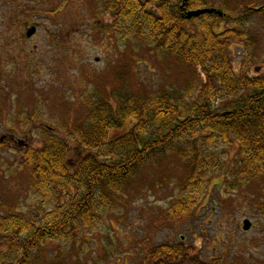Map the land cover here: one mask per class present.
I'll use <instances>...</instances> for the list:
<instances>
[{
  "label": "rangeland",
  "instance_id": "rangeland-1",
  "mask_svg": "<svg viewBox=\"0 0 264 264\" xmlns=\"http://www.w3.org/2000/svg\"><path fill=\"white\" fill-rule=\"evenodd\" d=\"M207 4L227 16L237 15L239 9L264 10V0H208ZM147 9L158 12L151 6ZM262 14L247 17L241 23L247 36L230 44L235 73L251 51L246 41H252L256 55L247 73L264 74ZM227 16H215L214 23L227 27ZM109 19L96 0H0V138L4 137L0 140V217L37 202L30 192V171L23 164L22 150L8 134L27 136L33 147L40 146L49 132L64 140L66 126L70 129L85 120L83 102L88 95L110 101L117 90L152 94L162 90L166 81L168 85L191 82L197 71L196 82L202 81L197 68L170 57L159 55L158 60L150 48L138 47L135 39L123 42L107 30L109 37H105L101 28ZM31 27L36 30L29 39L26 33ZM207 152L220 160L221 168L212 171L189 215L171 219L165 214L187 171L181 158L166 156L132 177L117 207L96 231L75 243H64L63 257L58 256V244H42L33 251L35 256L39 252L40 261L28 258L21 264H143L150 248L179 241L189 248L190 257L203 264H264V198L258 184L238 183L230 188L226 174L238 159L236 146L217 145ZM74 154L71 148L68 160ZM245 219L251 222L247 231L242 229ZM5 250L0 249L2 259ZM8 254L17 261L16 253ZM0 264L16 263L8 259Z\"/></svg>",
  "mask_w": 264,
  "mask_h": 264
},
{
  "label": "trees",
  "instance_id": "trees-1",
  "mask_svg": "<svg viewBox=\"0 0 264 264\" xmlns=\"http://www.w3.org/2000/svg\"><path fill=\"white\" fill-rule=\"evenodd\" d=\"M96 1L110 17L101 28L105 37L108 31L123 42L135 39L156 59L174 58L197 68L203 79L196 82L197 71L191 82L168 85L166 81L162 90L152 94L117 90L113 103L88 95L83 102L86 118L70 129L66 126V139L49 132L40 146L22 150L23 164L30 171V192L37 202L0 217V249L6 248L0 261H40L39 252L35 256L33 251L42 244H58V256L63 257L64 243L96 231L117 207L132 177L166 156L181 158L187 170L178 195L166 209L168 218L192 212L212 171L221 168L220 160L207 154L217 145L237 148L238 159L226 174L230 188L256 182L264 198V74L247 73L256 55L252 41H246L251 51L238 73L229 60L230 44L248 34L241 23L255 12L264 17V10L239 9L237 15L227 16L224 27L214 23V15L183 18L178 11L182 0ZM207 3L189 0L188 6ZM150 6L158 12L148 10ZM118 130L124 132L111 134ZM71 148L75 154L68 160ZM9 252L17 254V261L10 260ZM203 263L190 257L181 241L150 248L143 256V264Z\"/></svg>",
  "mask_w": 264,
  "mask_h": 264
},
{
  "label": "water",
  "instance_id": "water-1",
  "mask_svg": "<svg viewBox=\"0 0 264 264\" xmlns=\"http://www.w3.org/2000/svg\"><path fill=\"white\" fill-rule=\"evenodd\" d=\"M187 0H184L183 3L181 4L180 8L184 10L182 13V17L186 19H192L193 17H199L203 14H215L218 15L219 17H223V12L221 10H218L216 8H201L197 10H191V11H186L185 9V4ZM35 32V28H31L27 31V36H31ZM251 227V222L247 219L243 221V230L247 231Z\"/></svg>",
  "mask_w": 264,
  "mask_h": 264
},
{
  "label": "flooded vegetation",
  "instance_id": "flooded-vegetation-1",
  "mask_svg": "<svg viewBox=\"0 0 264 264\" xmlns=\"http://www.w3.org/2000/svg\"><path fill=\"white\" fill-rule=\"evenodd\" d=\"M188 3H189V0H188ZM188 3H186V10L188 11H191V10H195V9H199V8H202V7H214V8H217V6H213V5H203L201 7H198V8H190L189 9V6H188ZM181 4V3H180ZM178 11L181 13L182 12V9L180 8V5L178 6ZM211 15V14H210ZM212 16V15H211ZM32 37V36H31ZM30 39V37H28ZM6 70H8L7 68H4V73L6 72ZM8 139H10V142L13 144V145H16V146H19L20 149H27L29 147V142L27 141V136H23V138L21 137H16L12 134H8L6 136ZM4 137H1L0 140H2Z\"/></svg>",
  "mask_w": 264,
  "mask_h": 264
}]
</instances>
